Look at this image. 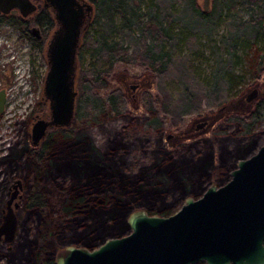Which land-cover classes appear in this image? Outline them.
I'll list each match as a JSON object with an SVG mask.
<instances>
[{
    "label": "trees",
    "instance_id": "trees-1",
    "mask_svg": "<svg viewBox=\"0 0 264 264\" xmlns=\"http://www.w3.org/2000/svg\"><path fill=\"white\" fill-rule=\"evenodd\" d=\"M90 2L94 17L78 53V62L86 54L90 63L78 70L73 123L50 131L38 148L25 135L0 155V217L10 184L19 178L24 185L16 235L11 242L0 241V264H55V247L92 250L125 235L127 217L137 209L169 216L177 200L198 198L207 186L227 182L236 163L253 154L264 137L255 130L264 122V86L249 112L224 116L207 133L175 146L169 147L164 136L167 130L184 131L191 120L215 114L237 98L234 90L245 81L236 73L239 51L264 36V0H209L207 12L197 0ZM239 8L246 18L232 13ZM223 18L225 33L216 38ZM32 23L53 27L43 9L27 23L0 14V27L15 29L43 51L45 37L34 40L27 31ZM205 51L211 65L202 78L195 63ZM120 72L152 76L139 110L129 107L116 84ZM255 72L254 80L263 81L262 57ZM133 122L144 129L139 138L129 129ZM152 135L155 145L147 150ZM134 150L149 159L136 169L130 158ZM47 182L65 194L57 226L48 213Z\"/></svg>",
    "mask_w": 264,
    "mask_h": 264
},
{
    "label": "water",
    "instance_id": "water-1",
    "mask_svg": "<svg viewBox=\"0 0 264 264\" xmlns=\"http://www.w3.org/2000/svg\"><path fill=\"white\" fill-rule=\"evenodd\" d=\"M208 4L209 0H203L204 12ZM36 7L32 0H0L3 15L19 11L27 16ZM38 7L51 12L56 28L44 53L42 97L49 119L32 124L33 146L43 141L49 129H66L74 121L78 53L94 17L90 0H41ZM32 33L38 36L36 28ZM257 96V90H252L246 100ZM6 100L5 90H0V114ZM11 187L15 191L6 202L0 225V238L7 243L17 228L13 201L21 181L15 180ZM127 225L125 235L106 239L92 250L65 246L55 253V264H264V142L236 163L223 185L212 184L198 198H185L181 208L166 217L135 210L127 217Z\"/></svg>",
    "mask_w": 264,
    "mask_h": 264
},
{
    "label": "rangeland",
    "instance_id": "rangeland-1",
    "mask_svg": "<svg viewBox=\"0 0 264 264\" xmlns=\"http://www.w3.org/2000/svg\"><path fill=\"white\" fill-rule=\"evenodd\" d=\"M35 2L36 0H32ZM198 4L202 6L203 0H197ZM211 2L208 7L211 9ZM237 16L246 18L244 10H234ZM227 19L223 18L220 21V25L216 29V38H219L225 33ZM263 33H264V18H263ZM241 56L240 65L236 67V73L243 76L245 81L238 85L233 94L237 95L235 100L230 101L224 108L217 111L210 116H204L191 120L186 126L185 130L176 133L171 130H167L164 133L168 146H175L181 141L187 138H193L199 135L207 133L213 126V124L224 116L230 114H245L249 112L254 106L258 98H262L263 81H255V68L259 59H264V36L259 38L257 43H249L246 48H241L239 51ZM90 59L88 55L82 54V58L79 62V67H88ZM197 72L202 78H205L209 72L211 60L208 52H204V56L195 63ZM46 62L43 54L37 50L30 48L28 43L22 38L20 33L9 26L0 27V90H5L7 100L5 110L0 114V148L4 151L7 145L22 141L24 136L29 134L33 118L36 115H40L46 111L45 105L42 103V85L46 74ZM152 76L150 74H143L140 77H131L124 72L116 74L114 80L120 87L123 95L129 103V107L132 110H139V101L141 93L144 90L152 88ZM134 87L135 89H132ZM169 92L173 97L177 95V88L172 82L167 84ZM78 80L76 84V91L78 92ZM252 90H257L258 96L256 99L247 101L246 98ZM137 112V111H134ZM205 124L203 127L198 128V125ZM130 131L134 137H141L144 133V129L136 123H131L129 126ZM255 130L264 133V122L256 126ZM170 139H167L168 136ZM29 139V138H28ZM30 141V140H29ZM264 142V137L261 139L259 146ZM155 145L154 136H150L148 148H152ZM5 153V152H4ZM130 158L133 161V169H136L139 163L143 160H149L148 157H142L141 152L134 150L130 154ZM131 161V162H132ZM15 180H20L19 178ZM14 180V181H15ZM13 181V182H14ZM8 187V193L5 196V203L3 210H6V202L13 193L14 188ZM214 184V183H213ZM212 185V184H211ZM216 185V184H215ZM208 187V186H207ZM18 195L16 196L13 204L20 203L24 196V185L21 181V190L17 188ZM46 195L48 198V213L53 226H57L61 218V208L65 201V194L52 187L49 182L46 184ZM193 198V197H191ZM168 199L171 200L170 197ZM184 200H177L172 208V214L176 213L183 205ZM12 204V205H13ZM13 208V207H12ZM143 210V209H137ZM135 211V210H134ZM16 209L14 214L16 217ZM0 225L2 222L3 213H1ZM16 227L18 226V218L16 217ZM17 229V228H16ZM16 235V231H15ZM64 247H55L56 252ZM55 252V253H56Z\"/></svg>",
    "mask_w": 264,
    "mask_h": 264
},
{
    "label": "flooded vegetation",
    "instance_id": "flooded-vegetation-1",
    "mask_svg": "<svg viewBox=\"0 0 264 264\" xmlns=\"http://www.w3.org/2000/svg\"><path fill=\"white\" fill-rule=\"evenodd\" d=\"M32 2H33V1H32ZM33 3L37 6V7H36V10L33 11L32 13L28 14L27 16H23L19 11H16L14 14L9 13V14H7V15L16 16V17H18L22 22L27 23L29 20L32 19V17H33L34 15H36L37 11L40 10V9L46 10V11L49 13V15H50V17H51V19H52V23H53V27H52V28L49 29L48 27H44V26L41 27V26H39L38 24L36 25V24H34V23H32L31 25H29V27L27 28V31H28L29 35H30L34 40H41V39H43V38L45 37V39H44V41H43V51H40V50H38V49H34V48L30 45V43L27 41V39L24 38V37H22V38L28 43V45L30 46L31 49H33V50H37V51L41 52V53L43 54V57H44V53H45V49H46V45H47V41H48L49 37L51 36L52 32L55 30V28H56V24H55V22H54V19H53L52 14H51V12H50L49 10H47V9H45V8H43V7H38V5L41 3V0H40V2H33ZM2 15H3V14H2ZM7 15H4V16H7ZM33 28H36V29H37V31H38V36H35V35L32 33V29H33ZM44 60H45V58H44ZM42 86H43V85H42ZM41 100H42V103H43V104L45 105V107H46V111H45L44 113L40 114V115H36V116L33 118V122H32V124H33L34 121L37 120V119H49L47 104H46V102L44 101L43 97H41ZM4 110H5V108H4ZM1 114H2V113H1ZM32 124H31V127H32ZM30 129H31V128H30ZM52 130H56V129H49L48 132H47V134H46V137H45V138L43 139V141H41L37 146H33L32 144H31V145H32L33 147H35V148L40 147V146L42 145V143L45 141V139L47 138V136H48V134L50 133V131H52ZM57 130H58V129H57ZM59 130H61V129H59ZM29 134H30V131H29ZM29 134H28V138H29V140H30ZM30 143H31V142H30ZM7 147H8V145H7ZM5 150H6V149H5ZM4 152H6V151H4L2 148H0V155H3ZM13 183H14V182H13ZM8 191H9V190H7V193H8ZM3 212H4V210H2V213H3ZM0 241H1V242H5L4 239H3V237L0 238Z\"/></svg>",
    "mask_w": 264,
    "mask_h": 264
}]
</instances>
